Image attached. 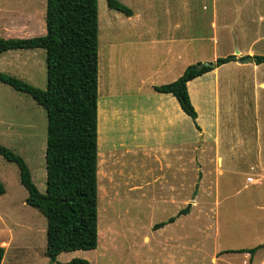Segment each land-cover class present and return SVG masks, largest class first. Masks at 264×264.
<instances>
[{"label": "rangeland", "instance_id": "374dc122", "mask_svg": "<svg viewBox=\"0 0 264 264\" xmlns=\"http://www.w3.org/2000/svg\"><path fill=\"white\" fill-rule=\"evenodd\" d=\"M118 1L130 8V0ZM132 1L134 8L142 9L143 14L142 0ZM182 1L186 0H159L169 3L168 9L177 8ZM191 2L193 8L201 7L196 3L199 0ZM236 2L243 11L255 9L261 13L263 22L258 28L264 30V0H217V8L233 7ZM155 8L160 11L162 6ZM44 14L45 0H0V37L43 34L37 30L45 29ZM123 16L109 8L105 0H98L97 222L100 239L97 246L94 250L62 252L57 262H49L45 254L46 220L37 209L25 203L27 191L19 182L17 166L0 155V180L5 190L0 194V246L4 247L1 264H59L75 257L85 258L90 264H250L246 252L222 251L264 243V179L260 185L243 186L246 170L239 160L232 158L228 148L230 139L236 149L239 139L245 138L248 143L249 122L254 124L261 119L255 108L249 112L246 106L252 107L257 102L253 85L258 76L264 75V64L255 65L252 60L231 61L213 70L220 73L223 82L220 109L222 114L224 109L228 113L222 118L232 122L228 125L220 118V148L225 155L219 173L215 168L220 162L219 165L217 160L213 162L208 150L197 164H192L185 153L183 161L174 154L164 159L158 150L146 149L151 145L156 147L158 138L144 133L143 114L145 109L154 106L155 96L159 95L150 84L169 82V73L161 77L153 74V65L146 59L149 50L128 43L132 32L135 42L147 38L137 26L142 25L143 29L150 25L151 29L154 16H147L149 19L142 15V24ZM248 18L254 19V15ZM155 19H161L160 14ZM205 19L199 21V34H210L205 32ZM23 26L27 28L24 33ZM227 54H234L237 59L244 55H264V31L233 32L230 41L225 40L224 45L220 41L215 56L204 60L200 53L197 57L188 55L183 62L172 64L173 71L183 68V72L189 64L209 62ZM2 55L1 72L18 78L24 76L26 79L22 80L42 89L46 87L44 49L8 50ZM189 59L193 60L186 62ZM232 75L242 88L228 96L227 91L231 89L224 80ZM201 77L204 80L209 76ZM204 89L191 102L201 114L195 122L202 123L206 133L213 134V96L208 93V85ZM229 104L238 106L230 110L231 105L226 107ZM256 105H264V99L259 98ZM0 144L25 159L33 182L44 192L45 110L28 94L2 82ZM199 164L203 175L197 169ZM186 206H189L188 213L176 216ZM172 216L175 219L172 225L167 224L168 228L166 225L154 228ZM251 264H264V247L255 252Z\"/></svg>", "mask_w": 264, "mask_h": 264}, {"label": "trees", "instance_id": "16d2710c", "mask_svg": "<svg viewBox=\"0 0 264 264\" xmlns=\"http://www.w3.org/2000/svg\"><path fill=\"white\" fill-rule=\"evenodd\" d=\"M105 1L111 9L132 14L131 8L118 0ZM44 21L42 35L0 37V54L8 50L44 49L46 87L39 88L1 71L0 82L28 94L45 110V191L38 190L21 155L2 144L0 155L17 166L19 182L27 191L25 203L44 216L45 254L49 262L55 263L62 252L94 250L100 239L99 220L97 222L98 0H45ZM231 61H236L233 54L189 64L177 79L152 88L176 97L183 112L195 122L197 111L191 102L187 82ZM252 61L264 64V55H252ZM4 191L0 180V194ZM188 210L186 206L176 216L187 214ZM174 219L172 216L154 228ZM262 247L264 243L222 252H246L251 264L255 252ZM3 257L4 247L0 246V264ZM59 264L90 262L75 257Z\"/></svg>", "mask_w": 264, "mask_h": 264}, {"label": "crops", "instance_id": "0c3cea01", "mask_svg": "<svg viewBox=\"0 0 264 264\" xmlns=\"http://www.w3.org/2000/svg\"><path fill=\"white\" fill-rule=\"evenodd\" d=\"M191 1L193 0L179 2L177 8L168 9L171 6L167 2L161 3L159 0H142V8L143 6L145 8L142 14V9L140 11L134 8L132 4L133 1L130 0L132 14L125 15L121 12V14L124 15L123 17H127L130 21L134 19L136 24H142L143 19H140L142 15L145 17L150 15V17L154 16L152 21H155V23L151 29H149L151 27L150 25H146L143 29H141L142 25L137 26L139 32L140 30L143 31V35L147 38L143 39V41L135 42L132 39L134 37V33L132 32L128 36V39L131 38L128 43H136V47L141 48L140 46H142L143 49H148L149 51L146 52V59L148 63H152L153 65L151 67L152 73L159 77H161L162 74L166 75L169 73V82L177 79L182 74L183 68H181L180 71H173L172 64L175 62H183L182 59L184 57L188 55L197 57L198 53H200L201 59L206 60L207 58H211L212 55L215 56V50L220 41L224 45L225 40H231V33L264 31L258 28L263 22L262 14L255 12V9L243 11L237 2L233 7H229V5L222 6L223 9H218L217 0H199V2L196 3H199L198 5H201V7L193 8V4H190L192 3ZM157 5L162 6L160 11L156 10L157 8H155V6ZM133 9H135V11H133ZM159 14L161 19L156 20L155 16L158 17ZM248 14L254 15V19L248 18V16H250ZM256 15L257 18H255ZM150 17L147 18L150 19ZM118 18L122 19L121 17ZM202 18H206L205 24L207 27L205 28V32H210V34H199V21ZM22 28V32L24 33L27 28H25V26ZM37 31H41L43 34L45 33V29H42V27L38 28ZM151 32L152 34H150ZM236 50L237 49H235V53L238 52V50L237 52ZM2 54H0V60L3 59L4 55ZM192 60L189 59L186 62H191ZM204 75H208L209 77L203 80L201 76ZM233 76L234 75L224 80V84L226 82L227 87L231 89V92L227 91L229 93L228 96H230V93L234 94L233 91L236 92V89L242 88L241 84L235 82L236 79ZM25 77L28 76L25 75ZM21 78L26 79L24 76H21ZM150 85L152 87L157 84ZM207 85L210 88V90H208L209 95L213 96V125L215 127L213 134L209 132L206 133L202 123L198 124L195 122L197 127L194 121L183 112L176 97L170 93L160 92H157L159 95L155 96L154 106L144 110L143 131L147 135L157 136L158 138L155 142L157 143L156 147H152L151 145L146 149L149 151H151V149H154V151L158 150L160 154L163 155L162 158L164 159L165 156L167 159L168 155L174 154L176 159L183 161V153H185L192 164L193 162L197 164L199 163L198 159H202L207 150L211 151L213 162L217 160L218 165L220 162L218 168L214 167L215 171L219 173V167H222V160L225 155L221 152L220 148L221 142L218 128L221 124L220 118L228 125L232 123L229 119L225 120L222 118L223 116L225 118L228 109H224V113L222 114L219 95L223 82L221 81L220 73L212 70L193 78L187 82V90L192 102H195L194 97L204 92V88H207ZM253 87L255 102L256 97L257 102L259 98L263 100L264 75H260L256 78ZM154 92L156 91L154 90ZM257 102L254 103L252 107L246 106L247 111L252 112L255 108L257 116H261L260 121L254 124L249 122L250 131L247 135V140L249 142L247 143L245 138L239 139L238 148L236 149L235 145L231 144L232 141L230 139L231 146L228 148L232 158L239 160L242 169L246 170L245 173L247 174L245 175L243 186L260 185L264 179V105H256ZM230 105L231 104L226 107ZM237 106L236 104L231 105L230 110L236 109ZM199 116H201V114L198 112L196 119H198ZM188 119H191L193 123H190ZM198 154H202L203 156L199 157ZM180 166L182 167V162ZM197 169L200 170L203 175L204 171L202 170L201 164L198 165ZM248 177H252V182L246 180ZM204 183L205 179H203V185ZM169 223L165 225L167 226Z\"/></svg>", "mask_w": 264, "mask_h": 264}, {"label": "water", "instance_id": "95a60500", "mask_svg": "<svg viewBox=\"0 0 264 264\" xmlns=\"http://www.w3.org/2000/svg\"><path fill=\"white\" fill-rule=\"evenodd\" d=\"M236 52H237V50H236ZM251 60H252V56H250V55H248L246 58H240V59L236 58V61H239V62H245V61H251Z\"/></svg>", "mask_w": 264, "mask_h": 264}, {"label": "built area", "instance_id": "2783aa9c", "mask_svg": "<svg viewBox=\"0 0 264 264\" xmlns=\"http://www.w3.org/2000/svg\"><path fill=\"white\" fill-rule=\"evenodd\" d=\"M246 180H247L248 182H252V177H248Z\"/></svg>", "mask_w": 264, "mask_h": 264}]
</instances>
